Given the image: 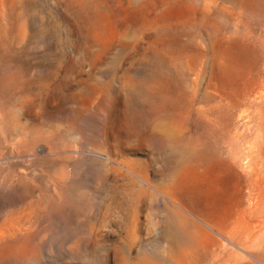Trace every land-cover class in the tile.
Wrapping results in <instances>:
<instances>
[{
	"label": "rangeland",
	"instance_id": "obj_1",
	"mask_svg": "<svg viewBox=\"0 0 264 264\" xmlns=\"http://www.w3.org/2000/svg\"><path fill=\"white\" fill-rule=\"evenodd\" d=\"M254 14L264 0H0V264H169L177 202L194 264H264ZM192 142L204 157L173 178Z\"/></svg>",
	"mask_w": 264,
	"mask_h": 264
},
{
	"label": "bare ground",
	"instance_id": "obj_2",
	"mask_svg": "<svg viewBox=\"0 0 264 264\" xmlns=\"http://www.w3.org/2000/svg\"><path fill=\"white\" fill-rule=\"evenodd\" d=\"M254 15L256 17V19H255L256 25L263 26L264 25V14H254ZM35 134H36L37 138L40 137L39 131H35ZM197 145H198L197 142H192L189 145V147L186 148V150L184 152L182 151L181 153H179L177 150L175 151L176 153L178 152L180 154V159H178V160L176 159L174 161L173 172H172L173 178L176 176V172H177L179 165L184 164V163H189L192 161L195 162V161H201L202 160V158L204 157V154L198 153ZM209 150L212 151V153L210 151L207 153L210 157L216 158L217 156H219V149L217 148V146H215V145L211 146L210 145ZM254 169H255V167H251L252 171ZM242 199L245 200V199H249V198L245 197L243 195ZM184 210H185V208L179 202H177V203H175V205H171L169 207V211H170L171 215H173L172 218L176 217L178 219V223L174 222V221L171 222L169 220L167 227L165 228V238H166V241L168 243L167 252L169 253V255L171 257V259L169 260V264H176L177 261L172 260L176 255L179 256L180 260H182V261L185 260L184 264H192V263L194 264V261L192 262L193 258H191L189 256L191 253L190 243L188 241L184 240V236L189 233L188 229H187L188 226L199 227V225L197 223H195L194 221L188 219V217L184 213ZM245 212H246V208L243 207L241 210L240 217L244 216V218H246ZM249 216L251 218H253V213L251 212L249 214ZM258 216H260V215H258ZM262 216H264V206L262 208ZM254 222L256 223L257 221H254ZM237 227H241V226H237ZM193 244H194V242H193ZM138 259L139 260L135 264H141L143 262V259H141V258H138Z\"/></svg>",
	"mask_w": 264,
	"mask_h": 264
}]
</instances>
